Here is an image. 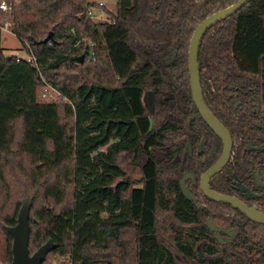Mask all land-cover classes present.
<instances>
[{"label":"trees","instance_id":"trees-1","mask_svg":"<svg viewBox=\"0 0 264 264\" xmlns=\"http://www.w3.org/2000/svg\"><path fill=\"white\" fill-rule=\"evenodd\" d=\"M236 1L117 0L110 20L95 21L90 0H17L13 33L38 67L5 54L0 37L5 263L13 264L7 226L31 197V254L57 244L43 264L52 254L70 264H247L245 252L219 251L180 185L187 138L213 134L191 93L190 40ZM199 71L209 108L233 135L251 134L255 108L264 110V0L206 32ZM40 73L61 91L57 101L41 99ZM149 90L155 111L144 100Z\"/></svg>","mask_w":264,"mask_h":264},{"label":"flooded vegetation","instance_id":"flooded-vegetation-1","mask_svg":"<svg viewBox=\"0 0 264 264\" xmlns=\"http://www.w3.org/2000/svg\"><path fill=\"white\" fill-rule=\"evenodd\" d=\"M255 114L253 132L239 137L233 135L221 120L231 133L232 153L222 170L210 178L209 186L217 192L237 197L248 207L264 213V110L255 108ZM223 145L214 131L210 136L197 133L195 137L187 138V158L183 160L180 185L185 178L186 185L196 196V200L188 199L196 206L197 202L202 205L197 207L204 211L201 216L203 224L216 238L220 252L226 246H232L235 252L247 254V264H264V222L251 218L230 203L212 199L202 189V175L219 158Z\"/></svg>","mask_w":264,"mask_h":264},{"label":"water","instance_id":"water-1","mask_svg":"<svg viewBox=\"0 0 264 264\" xmlns=\"http://www.w3.org/2000/svg\"><path fill=\"white\" fill-rule=\"evenodd\" d=\"M252 0H238L235 3L218 10L210 15H208L204 20H202L195 28L193 35L190 40L189 46V74H190V86L192 97L195 105L197 106L203 120L208 124V126L222 139L223 150L216 162L210 166L205 173L202 175L201 186L205 194H207L212 199L230 203L234 207L240 208L244 213L257 221L264 222V213L258 211L255 208L248 207L244 202L239 200L237 197L220 193L209 186L210 178L221 171L222 168L229 161L232 153V136L225 124L213 113L205 101L203 87L201 83L200 71H199V50L201 42L203 40L206 32L216 25L218 22L224 20L230 15L239 11L243 6ZM53 36V32H50L48 36L43 40L47 42ZM177 54V49H174L171 57L165 62V65L171 63ZM86 57V50L77 57L79 62H83ZM175 82V81H174ZM176 84V83H175ZM146 105L155 111V94L154 91H147L144 97ZM190 146V142L188 143ZM182 190L184 195L191 199L196 200L195 194L186 185V179L183 178L181 181ZM33 198L24 199L22 201V206L18 214L17 224L13 226H7L8 232L13 238L12 253H13V264H43L47 259L49 252L54 250L57 244L49 239L46 243L41 245L34 253L31 254L29 244L31 235V223H30V211L32 206ZM199 208L202 205L197 202ZM201 254V253H200ZM202 256V254H201ZM213 258V257H209Z\"/></svg>","mask_w":264,"mask_h":264},{"label":"built area","instance_id":"built-area-1","mask_svg":"<svg viewBox=\"0 0 264 264\" xmlns=\"http://www.w3.org/2000/svg\"><path fill=\"white\" fill-rule=\"evenodd\" d=\"M17 3V0H0V37H1V44L6 38V35L9 33H13V22L11 20L14 5ZM104 2H99L97 5L92 3L90 6H88V16L95 20H110L111 16L106 12V10L103 9ZM106 13L108 14V17H106ZM81 43V41H78L75 45L78 46ZM51 44V42H50ZM88 48V47H87ZM7 50V48H4V52ZM16 59L18 62L20 61H27L30 62L32 65L38 67V57L33 52L32 48L27 45V48H22V50L17 51L15 53ZM44 82V90L41 94V99L44 102H55L57 101L61 96L62 93L57 88H55L51 83H49L40 73L39 75ZM66 101L68 99L66 98ZM71 103V102H70Z\"/></svg>","mask_w":264,"mask_h":264},{"label":"rangeland","instance_id":"rangeland-1","mask_svg":"<svg viewBox=\"0 0 264 264\" xmlns=\"http://www.w3.org/2000/svg\"><path fill=\"white\" fill-rule=\"evenodd\" d=\"M94 4H98L99 2H104V10H109L111 12H116L117 0H90ZM106 17L108 14L106 13ZM8 35V37H7ZM6 35L5 40L2 43L3 48L8 49V54L12 55L15 54L17 51H20L23 47L21 40L14 34L9 33ZM1 240L5 239L4 235H1ZM0 264H7L4 262L2 258H0ZM48 264H70V259L68 255H59V254H52L49 257Z\"/></svg>","mask_w":264,"mask_h":264},{"label":"crops","instance_id":"crops-1","mask_svg":"<svg viewBox=\"0 0 264 264\" xmlns=\"http://www.w3.org/2000/svg\"><path fill=\"white\" fill-rule=\"evenodd\" d=\"M7 37H8V35H7ZM9 38V37H8ZM22 50V49H21ZM9 52H8V49L7 50H5V54H8Z\"/></svg>","mask_w":264,"mask_h":264}]
</instances>
